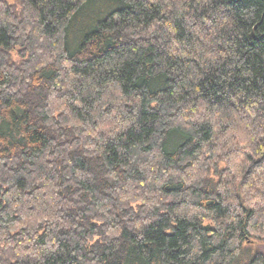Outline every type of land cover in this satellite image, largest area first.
I'll list each match as a JSON object with an SVG mask.
<instances>
[{
  "label": "trees",
  "instance_id": "trees-1",
  "mask_svg": "<svg viewBox=\"0 0 264 264\" xmlns=\"http://www.w3.org/2000/svg\"><path fill=\"white\" fill-rule=\"evenodd\" d=\"M263 245L264 0H0V264Z\"/></svg>",
  "mask_w": 264,
  "mask_h": 264
},
{
  "label": "rangeland",
  "instance_id": "rangeland-1",
  "mask_svg": "<svg viewBox=\"0 0 264 264\" xmlns=\"http://www.w3.org/2000/svg\"><path fill=\"white\" fill-rule=\"evenodd\" d=\"M7 1L13 3V2H15L16 0H7ZM257 245H259V244H257ZM260 248H261L262 251H264V245H263V246H260Z\"/></svg>",
  "mask_w": 264,
  "mask_h": 264
}]
</instances>
